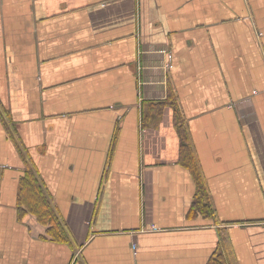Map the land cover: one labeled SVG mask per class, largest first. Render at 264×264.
<instances>
[{"label": "crops", "instance_id": "obj_1", "mask_svg": "<svg viewBox=\"0 0 264 264\" xmlns=\"http://www.w3.org/2000/svg\"><path fill=\"white\" fill-rule=\"evenodd\" d=\"M216 252L264 264V0H0V264Z\"/></svg>", "mask_w": 264, "mask_h": 264}, {"label": "trees", "instance_id": "obj_2", "mask_svg": "<svg viewBox=\"0 0 264 264\" xmlns=\"http://www.w3.org/2000/svg\"><path fill=\"white\" fill-rule=\"evenodd\" d=\"M168 104L173 106H175L176 104L173 91L170 88H168V92L164 100L148 101L146 106L148 110L151 111V108L161 109L164 105H168ZM149 114H150L149 111L143 112L144 122H147L151 118ZM181 136H182L181 162L192 173L194 180L196 181L195 201L192 207L194 210L192 208L191 209L192 211H196L202 215L203 213H206L209 210V214L212 215L211 207L207 202L206 188H205L203 175L200 166L198 164L195 152L188 139V135L184 129L181 130ZM31 182H35V180L30 174H28L24 178V183L30 184ZM208 264H224L221 254L216 252L214 256L210 259Z\"/></svg>", "mask_w": 264, "mask_h": 264}, {"label": "built area", "instance_id": "obj_3", "mask_svg": "<svg viewBox=\"0 0 264 264\" xmlns=\"http://www.w3.org/2000/svg\"><path fill=\"white\" fill-rule=\"evenodd\" d=\"M172 66H171V63L170 62H166V64H165V69H170Z\"/></svg>", "mask_w": 264, "mask_h": 264}]
</instances>
